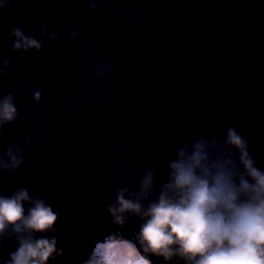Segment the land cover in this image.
<instances>
[{
    "label": "water",
    "instance_id": "obj_1",
    "mask_svg": "<svg viewBox=\"0 0 264 264\" xmlns=\"http://www.w3.org/2000/svg\"><path fill=\"white\" fill-rule=\"evenodd\" d=\"M15 27L42 49L14 50ZM0 68V96L18 88L20 113L0 153L18 137L26 159L14 176L0 172V194L23 186L58 213L54 231L35 234L57 237L62 254L48 264H83L109 236L134 238L140 217L118 225L108 211L117 191L136 200L148 172L159 186L206 129L223 139L234 127L264 168V0H11ZM17 247L6 235L0 264Z\"/></svg>",
    "mask_w": 264,
    "mask_h": 264
},
{
    "label": "clouds",
    "instance_id": "obj_2",
    "mask_svg": "<svg viewBox=\"0 0 264 264\" xmlns=\"http://www.w3.org/2000/svg\"><path fill=\"white\" fill-rule=\"evenodd\" d=\"M10 4L11 0L0 4V10ZM76 35L70 32V38ZM13 36L14 50L43 47L20 27L9 30L8 37ZM4 64L12 67L8 59ZM7 75L0 68V77ZM17 91L0 96V134L19 118L14 102ZM32 99L38 105L42 93L34 91ZM248 149V141L234 127L226 129L223 139L219 132L206 129L204 135L177 149L159 186L148 172L136 200L125 198L127 189L118 190L116 203L108 209L114 223L123 225V214L130 212L142 220L139 231L134 238L112 235L96 243L86 264H153L151 257L161 258L163 264H264V168ZM25 163L17 137L0 153V172L14 176ZM57 219L58 213L44 196H30L23 186L10 195L0 194V246L9 233L15 234L18 245L3 264L56 260L62 254L57 237L35 234L54 231Z\"/></svg>",
    "mask_w": 264,
    "mask_h": 264
},
{
    "label": "rangeland",
    "instance_id": "obj_3",
    "mask_svg": "<svg viewBox=\"0 0 264 264\" xmlns=\"http://www.w3.org/2000/svg\"><path fill=\"white\" fill-rule=\"evenodd\" d=\"M89 260V259H88ZM87 262V261H86ZM86 262L84 264H86Z\"/></svg>",
    "mask_w": 264,
    "mask_h": 264
}]
</instances>
